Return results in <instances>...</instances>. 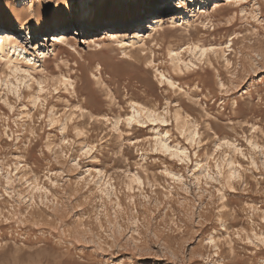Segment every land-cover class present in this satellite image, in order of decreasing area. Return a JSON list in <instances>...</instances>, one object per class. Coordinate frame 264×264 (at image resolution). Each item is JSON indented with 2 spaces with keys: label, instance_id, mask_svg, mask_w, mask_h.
Returning a JSON list of instances; mask_svg holds the SVG:
<instances>
[{
  "label": "rangeland",
  "instance_id": "obj_1",
  "mask_svg": "<svg viewBox=\"0 0 264 264\" xmlns=\"http://www.w3.org/2000/svg\"><path fill=\"white\" fill-rule=\"evenodd\" d=\"M175 1L0 0L1 25L38 30L28 54L49 50L18 94L0 83V264H264V0ZM140 13L105 28L130 40L164 17L141 52L156 62L80 28ZM132 103L166 121L128 125Z\"/></svg>",
  "mask_w": 264,
  "mask_h": 264
},
{
  "label": "bare ground",
  "instance_id": "obj_2",
  "mask_svg": "<svg viewBox=\"0 0 264 264\" xmlns=\"http://www.w3.org/2000/svg\"><path fill=\"white\" fill-rule=\"evenodd\" d=\"M22 1H24V0H18V3L20 4V3H22ZM159 1L153 0V2L157 3V5H159ZM191 2H195V0H179V2H178V0H176L174 6H176V7L180 6L181 11L183 13L185 11H189L191 6L190 5L188 6V4H190ZM197 2L201 5L200 10H202L203 8H205L206 5H208V3L205 0H197ZM184 5H186V7ZM189 12L191 13V11H189ZM154 13L158 15L159 11H155ZM182 13L175 14L176 16H174L173 19H171L172 24H177V23H179V21L180 22L183 21V24H185V26L188 27L191 23L194 22V17H190V19L185 20L186 18L183 19L184 16L181 15ZM143 15L144 14L140 13V15L136 16L133 20L131 19L130 21L119 20V21H114V22H107L106 24H103V25L97 24L96 26H93L92 24H90L85 18L82 19L79 23L81 24L80 28L83 27V29L86 30V32L89 30V28H87V27H90V28L92 27L91 30L92 29L94 30V29H97L99 27L101 28L102 26H104L103 32L106 33L108 30L105 27H107V26H108L107 28H109V27H113L114 25H117V24L118 25L123 24V25H129V27H125V28H130L131 26L135 27V26L139 25L138 24L139 20L141 22L144 19ZM163 18L161 17V19L157 20V17H152L151 18L152 23L149 26L147 33L142 34V33L138 32V33L134 34L132 36V38H130V40H126L125 38H123L124 36L123 35L121 36V33L117 30H114V32H107L106 36H108V37L110 36L112 38L115 37L119 42L128 43V44H130V46H134V48L132 49L131 54H130L132 58H134L138 61L148 59L147 61L156 62V60H151L150 58H148L149 56H147V55H145V56L141 55V52L146 51V49L149 47L148 46L149 43L157 41V38L153 33H155L157 30H163V24H164V22L162 21ZM176 19L177 20L179 19V21H176ZM132 21L135 22L136 24L131 25L133 23ZM67 27L68 26L66 25V26H63L61 28L51 29L50 32L52 34L48 33L49 35L48 34L43 35L42 37L46 41H49V43L51 42L53 45L65 43V41L69 40V35H67ZM164 32H165V29H164ZM8 35H12L14 38L12 37L11 39H15V41L11 42L10 38H7ZM17 35H19V36H17ZM38 36H39V32L36 28L27 34H25L22 31L21 32L19 31L18 34L17 33L15 34V32L12 29H9L8 27L0 24V38H1V40H0V63H2V66L0 67V83H1V81H3L5 86L7 87L8 91L16 92L18 94V92H19L18 88H19L20 82L25 81V80H34V78H36V74H32L30 71L36 68L37 61H39L41 59V57L45 55V53L49 52V50H48V48H45L44 51L41 52V54H39V55L37 54V56H35L33 54H28L26 47L23 46L18 41H19V39H22V38H27V39L32 40L33 37H34V40L36 41L37 39H35V38ZM4 37H6L7 39H5ZM88 38H90V37H88ZM98 38H95V36H92L90 39L97 40ZM56 42H60V43H56ZM139 47H142V48L140 49ZM148 49H150V48H148ZM191 49H193V52L197 51V53H200V56L205 57L206 60L212 64H213V58L214 57H212L211 53L217 55L221 52L222 54H225L224 50H220V52H219L218 51L219 49L217 50V48H215V47L206 48L205 46L200 47L198 45H195ZM189 51H191V50L189 49ZM34 52H36V51H34ZM170 54H172V61L174 63L175 69L174 68L173 69L176 71L177 70L181 71L183 69L182 66L180 65L181 61H183L185 69H188L190 64L193 63L192 61L185 62V59L182 58L183 56H181V54H179V52H176L175 50L170 51ZM223 57H224V55H223ZM228 59H227V61H228ZM160 76H161V83H163L164 80H166L169 84L173 85V80L166 76L164 70L163 71L160 70ZM11 77L15 78L16 82H14L11 79ZM222 87H224V86H222ZM31 88H32V86H31ZM9 100H10V98H9ZM35 100L36 99L34 98L33 103H35ZM131 106L133 107V113L131 116H128L125 120V121H127L128 125H132L133 123H136V122L146 123L147 120L148 121L149 120H162L164 122L166 121V117L160 115V113L158 114L157 110H155V109H151V108L146 109L145 107H141L139 105H136L135 103H132ZM52 118H53V116H52ZM175 119L179 123L181 121V116L179 114H175ZM57 122H58V120H57ZM161 146L165 149H169L170 145L167 143V139L166 140L161 139Z\"/></svg>",
  "mask_w": 264,
  "mask_h": 264
}]
</instances>
